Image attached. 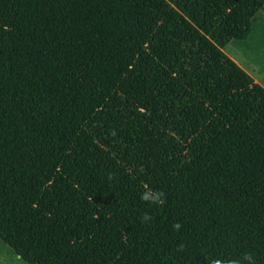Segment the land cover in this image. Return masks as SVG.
Returning a JSON list of instances; mask_svg holds the SVG:
<instances>
[{
    "label": "trees",
    "instance_id": "trees-1",
    "mask_svg": "<svg viewBox=\"0 0 264 264\" xmlns=\"http://www.w3.org/2000/svg\"><path fill=\"white\" fill-rule=\"evenodd\" d=\"M263 8L0 0V240L29 264H264V85L224 51L264 45Z\"/></svg>",
    "mask_w": 264,
    "mask_h": 264
},
{
    "label": "rangeland",
    "instance_id": "rangeland-1",
    "mask_svg": "<svg viewBox=\"0 0 264 264\" xmlns=\"http://www.w3.org/2000/svg\"><path fill=\"white\" fill-rule=\"evenodd\" d=\"M264 16V8L260 11ZM224 51L242 65L258 82L264 85V45H246L239 41L227 44ZM0 264H29L0 240Z\"/></svg>",
    "mask_w": 264,
    "mask_h": 264
},
{
    "label": "clouds",
    "instance_id": "clouds-1",
    "mask_svg": "<svg viewBox=\"0 0 264 264\" xmlns=\"http://www.w3.org/2000/svg\"><path fill=\"white\" fill-rule=\"evenodd\" d=\"M115 135V132L112 133ZM145 191L141 193V200L150 205H164L166 203L165 193L155 189L148 188L144 185ZM152 220V216L149 213H145L141 217L142 223H149ZM182 228L181 223L173 224V229L179 231ZM186 245L181 244L178 247L179 251H183ZM208 264H257L256 256L252 252H244L240 256L231 257H211L208 258Z\"/></svg>",
    "mask_w": 264,
    "mask_h": 264
}]
</instances>
